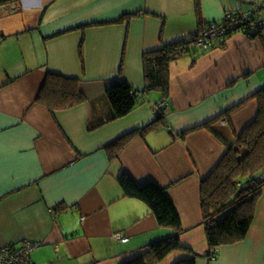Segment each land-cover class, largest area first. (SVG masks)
Wrapping results in <instances>:
<instances>
[{"label":"crops","instance_id":"obj_1","mask_svg":"<svg viewBox=\"0 0 264 264\" xmlns=\"http://www.w3.org/2000/svg\"><path fill=\"white\" fill-rule=\"evenodd\" d=\"M258 3L264 20V0H0V248L38 244L30 264H123L169 238L142 201L123 196L126 173L163 189L181 221L182 249L156 264H264V187L245 238L214 259L200 200L201 181L256 116L264 27L183 51L169 64L164 99L144 92L143 70L145 53ZM49 74L76 79L85 100L51 113L37 101ZM112 83L138 102L102 125ZM126 135L115 157L104 148Z\"/></svg>","mask_w":264,"mask_h":264},{"label":"trees","instance_id":"obj_2","mask_svg":"<svg viewBox=\"0 0 264 264\" xmlns=\"http://www.w3.org/2000/svg\"><path fill=\"white\" fill-rule=\"evenodd\" d=\"M257 6L258 10L250 12L251 17L247 22H240L241 19L231 20L225 16L220 23L226 31L219 40L214 41L211 48L223 46L235 33L258 35L261 28L250 31V24L259 19L256 15L262 10L263 3H258ZM192 39L190 37L188 41L166 44L144 54V92H157L161 99L167 97L169 64L181 56L183 51L189 53L196 50L185 47ZM105 95L111 106L112 116L102 125L126 117L138 102L136 94L122 83L108 85ZM253 98L257 103L254 120L236 137L216 167L200 184L202 224L206 230L209 247L206 256L209 259L216 257L219 248L236 244L245 238L253 221L257 199L264 187V86ZM84 100L85 94L76 79L54 74L48 75L37 98L51 113L71 109ZM159 113L160 111L156 114L155 123L160 119ZM131 136L126 135L104 148L115 157ZM118 183L124 197L142 201L148 207L160 228L173 230L169 238L151 243L142 254L123 264H156L168 254L182 249L181 221L166 192L151 183L137 186L126 173L120 175ZM176 264H195V257Z\"/></svg>","mask_w":264,"mask_h":264},{"label":"built area","instance_id":"obj_3","mask_svg":"<svg viewBox=\"0 0 264 264\" xmlns=\"http://www.w3.org/2000/svg\"><path fill=\"white\" fill-rule=\"evenodd\" d=\"M257 10L258 9L255 8V11ZM226 17L231 20L241 19L240 22H247L251 17V13L228 14ZM263 26L264 22L256 20L254 23L250 24V31L255 28H262ZM225 31V27L220 22L205 25L185 47L186 49L189 47L191 49L208 50L212 47L214 41L219 40V37L222 36ZM160 107H163V105L161 104ZM157 111H159V109H157ZM114 238L121 243H126L128 241L126 237L120 234H116ZM37 246L38 244L28 241L20 245H5L0 248V264H30L31 253Z\"/></svg>","mask_w":264,"mask_h":264},{"label":"bare ground","instance_id":"obj_4","mask_svg":"<svg viewBox=\"0 0 264 264\" xmlns=\"http://www.w3.org/2000/svg\"><path fill=\"white\" fill-rule=\"evenodd\" d=\"M256 8H258V6H257ZM253 10L255 11V9H253ZM250 12H251V11H250ZM258 12H260V11H258ZM258 12H257V13H258ZM258 20L261 21V18H259ZM263 27H264V26H263ZM263 27H262V28H263ZM156 113H157V112H156Z\"/></svg>","mask_w":264,"mask_h":264},{"label":"water","instance_id":"obj_5","mask_svg":"<svg viewBox=\"0 0 264 264\" xmlns=\"http://www.w3.org/2000/svg\"><path fill=\"white\" fill-rule=\"evenodd\" d=\"M262 22H264V20L261 19Z\"/></svg>","mask_w":264,"mask_h":264},{"label":"rangeland","instance_id":"obj_6","mask_svg":"<svg viewBox=\"0 0 264 264\" xmlns=\"http://www.w3.org/2000/svg\"><path fill=\"white\" fill-rule=\"evenodd\" d=\"M151 107V106H150Z\"/></svg>","mask_w":264,"mask_h":264}]
</instances>
